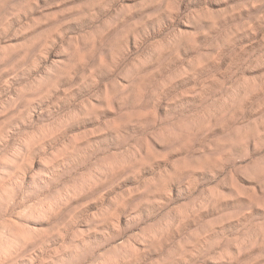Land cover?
Masks as SVG:
<instances>
[{"label": "clouds", "instance_id": "9594fccd", "mask_svg": "<svg viewBox=\"0 0 264 264\" xmlns=\"http://www.w3.org/2000/svg\"><path fill=\"white\" fill-rule=\"evenodd\" d=\"M0 264H264V0H0Z\"/></svg>", "mask_w": 264, "mask_h": 264}]
</instances>
